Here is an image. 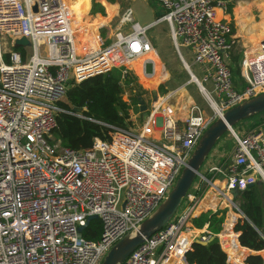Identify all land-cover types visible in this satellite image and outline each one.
I'll use <instances>...</instances> for the list:
<instances>
[{
  "label": "built area",
  "instance_id": "1",
  "mask_svg": "<svg viewBox=\"0 0 264 264\" xmlns=\"http://www.w3.org/2000/svg\"><path fill=\"white\" fill-rule=\"evenodd\" d=\"M155 2L160 8L155 22L142 27L127 8L120 29L104 46L98 34L88 40V26L74 12L73 0H0V264H100L165 199L210 124L264 93V40L253 54H243L239 68L244 86H233L228 64L237 39L228 1ZM161 22L180 59L179 49L188 50L202 82L209 85L202 95L210 114L193 108L179 122L165 115L167 105L157 116L161 104L156 103L139 130L111 127L109 140L96 138L86 151L62 148L51 132L60 111L57 104L69 85L114 70L120 71L123 85L141 59L142 72L152 75L149 57L155 51L146 32ZM22 38L29 43L23 54L12 46ZM154 130L157 139L150 138ZM230 135L234 146L229 163H207L211 165L202 170L210 154L184 199L186 205L122 264H185L193 244L214 238L226 256H244V264L245 249L234 227L245 217L231 191L264 183V132ZM209 174L221 179L223 187ZM206 190L217 203L204 199ZM222 210L225 220L217 235L208 231V224L196 228L192 223L201 213ZM90 217L100 224L96 241L78 231Z\"/></svg>",
  "mask_w": 264,
  "mask_h": 264
},
{
  "label": "trees",
  "instance_id": "2",
  "mask_svg": "<svg viewBox=\"0 0 264 264\" xmlns=\"http://www.w3.org/2000/svg\"><path fill=\"white\" fill-rule=\"evenodd\" d=\"M104 1L109 4L116 3V0ZM89 2L92 3V0ZM252 2L255 4L251 7L245 6ZM263 2L264 0H255L238 3L239 5L234 10V17L241 30H244L253 21L254 16L250 10L252 7L256 9L258 22L252 25L251 33L262 22L264 23V7L261 6ZM90 3L88 4V0H73V10L76 13L79 11L77 15H79V18L81 16L80 19L83 25L86 23L82 20V13L86 6L90 7ZM154 3H156L155 0ZM94 7L98 9L101 15L104 14L101 5L95 4ZM233 8L234 5L228 3L227 12L231 17ZM91 15H95V18L98 17L94 10ZM231 30L234 32L233 25H231ZM17 51L23 54L22 50ZM237 60L238 55L234 51L230 54L228 66L235 89L244 86V82L240 78V62H237ZM134 70L143 73L141 69ZM154 71L159 72L158 64L154 65ZM143 74L146 81H150L153 77V75ZM130 79L132 78L129 77L123 86L120 77L111 71L87 78L77 84L71 83L64 100L57 104L60 111L55 115L56 127L51 132L52 137L60 143L62 148L79 152L90 149L93 140L96 138L102 141L109 140L111 127H132V107L138 103L140 94L135 84L126 87ZM145 84L147 85V82ZM124 97L127 98L128 102L124 101ZM73 109H78L79 113H73ZM259 115H264V112ZM262 195L264 196V183L258 181L251 188L238 193L234 199L245 217V219H239L234 227V231L239 233V245L249 251L243 260L244 264H263L261 256L262 251H264V203L261 201ZM225 213V210L216 211L215 213L204 212L193 219L192 223L196 228L208 224V231L213 235H217L221 231ZM81 235L89 241L98 240L100 236L99 222L97 220L90 221ZM184 259L187 264H231L216 238L207 244H193L191 250L185 253Z\"/></svg>",
  "mask_w": 264,
  "mask_h": 264
},
{
  "label": "rangeland",
  "instance_id": "3",
  "mask_svg": "<svg viewBox=\"0 0 264 264\" xmlns=\"http://www.w3.org/2000/svg\"><path fill=\"white\" fill-rule=\"evenodd\" d=\"M90 0H88V4ZM228 3H232L235 7L237 3L240 2H251L255 0H225ZM95 4L101 5L104 9V14L101 15L98 12V9L95 8ZM90 7H85L84 12L82 13V19L86 23L84 26H91L92 22L96 21L99 17L101 19H108L106 21L105 27L101 29H97L99 26H96L95 32L96 35L98 34L102 40V44L106 46L112 40V34L114 31V22L118 18V16L129 8L132 11V19L134 22L138 23L142 27H148L150 24L156 21V19L160 16V8L154 3V0H116V3L109 4L106 3L104 0H92V3L89 5ZM113 7L114 10L112 12L111 17H108V7ZM96 12L98 16H92V11ZM107 11V12H106ZM233 11V9H232ZM256 9L252 8V14L257 16ZM81 18V16H80ZM235 18V17H234ZM94 19V20H93ZM81 21V19H80ZM82 25V24H81ZM147 37L150 39L153 49L157 54L159 63V72L154 71L152 74L153 77L150 81L145 80V75L143 73H138L134 69L131 72V78L129 84L126 87L134 85L137 87L138 93L140 94V98L138 103L133 105V117L131 118L132 127L131 129L139 130L142 126L144 120L142 115L139 111V101L142 100L146 106L147 115H151L157 104L160 103L161 106L156 113L157 116H162L163 107L167 105L169 107V112L167 111L165 115H169L170 118L173 120H177L179 122L184 121L189 114L191 113L192 109H199L203 114L209 115L210 110L209 107L204 100L202 93L199 91L197 85L190 82L189 74L187 73L186 69L183 67L182 60L180 59L177 50L170 38V32L167 25L163 22L157 23L155 26L147 30ZM167 37V38H166ZM253 40V39H252ZM244 48V47H243ZM239 49V45H237L235 52L238 55L237 62H240L243 58V50ZM180 54L182 55L183 62H185L191 73L198 79L199 83L202 84L204 88H209L208 84H204L202 82L203 77L201 76L202 73L198 69L197 66H194L192 63L191 56L188 50L184 48L179 49ZM155 54V53H154ZM249 55V54H248ZM240 64V63H239ZM118 73H116V72ZM114 74L120 77V71L114 70ZM141 77V78H140ZM152 83L150 87L147 86L145 83ZM125 84V81H124ZM124 86V85H123ZM182 89V90H180ZM152 92H156L158 100L156 102L152 101ZM124 101H127V98L124 97ZM157 103V104H156ZM264 120V115H257L250 119L244 120L240 122L238 125L234 127V132L238 133L242 129L252 130L256 125V121L258 119ZM261 121V120H260ZM155 129L158 131L160 130V125L157 126ZM241 130V131H242ZM228 134V133H227ZM225 134L222 138L218 140L215 146L212 149L211 154L215 149H220V151H229L233 146V140L227 137ZM223 164L227 165L229 163L228 159L222 161ZM261 201L264 203V196H261ZM186 205V202L183 201L181 208ZM180 208V209H181ZM179 209V210H180ZM228 261L233 262L234 264H240L241 260L244 256H238L236 260L231 258L230 253L228 252ZM262 259L264 264V251H262ZM185 261V260H184Z\"/></svg>",
  "mask_w": 264,
  "mask_h": 264
},
{
  "label": "water",
  "instance_id": "4",
  "mask_svg": "<svg viewBox=\"0 0 264 264\" xmlns=\"http://www.w3.org/2000/svg\"><path fill=\"white\" fill-rule=\"evenodd\" d=\"M36 7H33V12ZM16 46L28 47L29 43L22 38L15 41ZM152 101H157L156 92H152ZM139 105L141 102L139 101ZM142 107L139 108L141 112ZM264 112V93L259 94L247 101H244L237 106H234L225 111L221 117L215 119L210 126L203 132L197 145L194 147L182 169L173 187L166 195L160 205L137 227L133 232H130L114 244L110 250L102 258L100 264H122L126 258L140 245L145 239H148L152 234L160 231L169 224L174 217L178 208L184 201L187 193L191 189L197 176L200 174V169L211 154L213 147L225 134L233 131V127L240 122L250 119ZM73 113L78 114V109H73ZM145 119V116L142 115ZM259 182H261L259 180ZM249 186L248 188H251ZM233 199L236 198L238 192L231 191ZM95 217H90L85 226L78 229L82 232L90 220Z\"/></svg>",
  "mask_w": 264,
  "mask_h": 264
},
{
  "label": "crops",
  "instance_id": "5",
  "mask_svg": "<svg viewBox=\"0 0 264 264\" xmlns=\"http://www.w3.org/2000/svg\"><path fill=\"white\" fill-rule=\"evenodd\" d=\"M254 4L255 3L252 2V3L246 4L245 6H250L251 7ZM238 5L239 4L237 3L235 5V7L233 8L232 17L229 16V20L231 21V23H232V25L234 27V34H235V37L237 39V45H239V49H242L244 47L243 50L246 49L243 52L244 54H253L258 49L257 46L259 45V43L262 40H264V23L262 22L260 24V26L257 29L255 28L253 30V32L251 33V30L253 29V26L252 25L258 22L257 16H255V15H253L251 13L254 16L253 21H251L250 24L247 25L244 30H241V27L237 24V22H236V20L234 18V10L237 8ZM261 6L264 7V2H263V4ZM252 8L255 9V7H252ZM252 8L250 9L251 11H252ZM100 19L101 18H98V20H100ZM116 21H117V19L115 20L114 24L116 23ZM263 21H264V19H263ZM88 30H90V29H88ZM155 54H156V52H155ZM156 56H157V54H156ZM182 63H183V67L186 68V71L189 74L190 82H192L193 84L195 83L197 85V87L198 86L203 87L202 84L199 83L198 79H196V77L191 73L188 65L185 62H183V60H182ZM147 86H149V83L147 84ZM140 100L143 101L142 98ZM144 105H145V103H144ZM255 123H256L255 124L256 126L252 130H257V131H261L262 130L264 132V120H262V119L259 118ZM239 130L240 131L238 133L236 132L237 135H239V136L247 133L248 131H251V130H246L245 131V129L244 130L239 129ZM153 133H155L157 135V138L159 137V134H158V131L157 130H154ZM227 137H229L230 139H232V137H231V135L229 133L227 134ZM233 146H234V144H233ZM233 146H232V148H233ZM232 148H231V150H232ZM231 150L223 152V151H220L219 148L218 149H215L213 151L212 155H211V159L206 161V164L203 166L204 168L202 170H205L206 167H208L209 165H211V164H207V163H212V165H217V164L223 163L222 161H224L225 159L226 160L228 159V157H229V155L231 153ZM208 178L209 179H213V175H210L209 174L208 175ZM213 182L215 183V185L218 188H222L223 185H224V183L222 182V180L219 179L217 176H216V179L215 180L213 179ZM203 197H206V198H204L205 200H210L211 202L217 203L213 199V198H216L215 194L212 191H210V190H208V191L206 190ZM236 204H237V202H236ZM244 251L245 252L243 254H245V256H246L249 253V251L247 249H245Z\"/></svg>",
  "mask_w": 264,
  "mask_h": 264
},
{
  "label": "bare ground",
  "instance_id": "6",
  "mask_svg": "<svg viewBox=\"0 0 264 264\" xmlns=\"http://www.w3.org/2000/svg\"><path fill=\"white\" fill-rule=\"evenodd\" d=\"M113 10H114V8L113 7H108V17H111V15H112V12H113ZM126 12H127V10H125V11H123L119 16H118V18H117V21H116V23L114 24V30H119L120 29V25H121V22H122V20H123V18L125 17V14H126ZM108 19H100V20H96V21H98V22H93L92 23V25L91 26H88V29H90V30H88L87 29V37H88V40L90 41V42H93L94 41V39H95V37H96V32H95V28H96V26H99V25H102V24H105L106 23V21H107ZM167 38V37H166ZM13 49H15V50H23V48H24V46H16L15 45V42L13 43ZM150 59H152L153 60V63H154V65L155 64H160L159 62V60H158V57L157 56H155V54H154V52H152L151 54H150V57H149ZM142 59L141 60H139V61H136V62H134L133 63V68L134 69H141V66H142ZM151 85H154L153 83H149V86H151ZM198 89H199V91L203 94V95H205V91L203 90V87H201V86H198ZM140 102H141V105H139V108L140 107H142L143 108V110L140 112V114L141 115H144L145 116V118H147V117H149L148 115H147V112H146V106L144 105V102L143 101H141L140 100ZM150 138H152V139H157V135L155 134V133H151L150 134Z\"/></svg>",
  "mask_w": 264,
  "mask_h": 264
}]
</instances>
